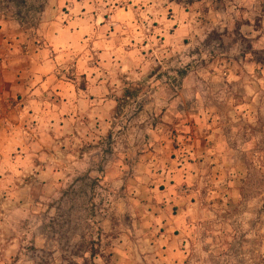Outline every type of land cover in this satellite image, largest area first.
Here are the masks:
<instances>
[{
    "label": "rangeland",
    "instance_id": "obj_1",
    "mask_svg": "<svg viewBox=\"0 0 264 264\" xmlns=\"http://www.w3.org/2000/svg\"><path fill=\"white\" fill-rule=\"evenodd\" d=\"M20 2L0 0V62L11 68H27L31 42L63 16L48 15L50 0ZM156 2L183 38L161 78L179 95L183 141L197 140L190 179L169 186L152 170L127 186L93 164L50 186L19 162L38 126L28 122L0 152V264H264V0ZM15 38L23 55L10 53Z\"/></svg>",
    "mask_w": 264,
    "mask_h": 264
},
{
    "label": "crops",
    "instance_id": "obj_2",
    "mask_svg": "<svg viewBox=\"0 0 264 264\" xmlns=\"http://www.w3.org/2000/svg\"><path fill=\"white\" fill-rule=\"evenodd\" d=\"M48 6V15L63 16L48 24L38 45L31 42L27 68L0 62V152L6 139L37 121L32 148L19 162L50 186L59 184V172L93 164L103 167V178L127 186L151 181L152 170H162L169 186L188 181L197 140L183 141L179 95L161 78L162 60L178 57L183 45L179 30L169 35L175 23L165 18L168 8L156 0H50ZM22 41H12V55H23ZM57 140L64 141V162L56 157Z\"/></svg>",
    "mask_w": 264,
    "mask_h": 264
},
{
    "label": "trees",
    "instance_id": "obj_3",
    "mask_svg": "<svg viewBox=\"0 0 264 264\" xmlns=\"http://www.w3.org/2000/svg\"><path fill=\"white\" fill-rule=\"evenodd\" d=\"M17 2H18V4H20L21 2V0H16ZM38 1H40V0H38ZM23 3V2H22ZM33 7V6H32ZM31 7V8H32ZM43 8V4L39 7V8H32V10H30L29 12H33V11H35V12H37V11H39V12H42V9ZM17 17L18 16H20L21 17V12H19L17 15H16ZM26 20V17H23L22 19H21V22H23V21H25ZM82 89H85V85H81L80 86Z\"/></svg>",
    "mask_w": 264,
    "mask_h": 264
}]
</instances>
